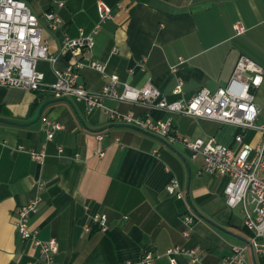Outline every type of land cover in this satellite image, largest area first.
I'll return each instance as SVG.
<instances>
[{"label":"crops","instance_id":"0c3cea01","mask_svg":"<svg viewBox=\"0 0 264 264\" xmlns=\"http://www.w3.org/2000/svg\"><path fill=\"white\" fill-rule=\"evenodd\" d=\"M21 1L38 16L42 40L58 57L55 63H37L48 85L57 81V71L73 64L69 54H62L65 33L93 36L92 48L80 56L85 63L80 83L92 94L115 78L119 92L122 84L142 88L152 82L167 101H187L203 88H225L242 56L264 69V0ZM99 2L112 8V19L101 22ZM48 12L62 18L63 31L49 29ZM236 23L246 28L244 34L236 35ZM90 62L104 65L105 74ZM256 96L261 120L264 82ZM103 103L137 117L171 119L189 140L214 137L236 146L233 126L142 102L106 98ZM54 124L62 128L49 140ZM226 127L233 129L229 139L222 135ZM31 152H44V162ZM192 155L181 144L171 146L164 138L113 123L102 108L89 112L84 101L0 86V264H48L15 225L22 206L36 198L40 202L30 226L43 241L57 239L54 264L136 263L147 253L155 256L154 264H171L167 250L182 246L197 250L199 262L180 256L178 264H222L234 247L249 244L252 233L241 208L226 202L229 178L205 172L203 158ZM173 179L182 198L167 190ZM38 183L45 184L40 193ZM97 214L107 216L106 232L93 224ZM185 217L194 219L191 227ZM247 264H264V257L248 248Z\"/></svg>","mask_w":264,"mask_h":264},{"label":"built area","instance_id":"2783aa9c","mask_svg":"<svg viewBox=\"0 0 264 264\" xmlns=\"http://www.w3.org/2000/svg\"><path fill=\"white\" fill-rule=\"evenodd\" d=\"M58 5L64 7L65 1L59 2ZM98 13L101 22L113 17L112 8L103 2L98 3ZM45 19L51 31L64 30L63 20L58 14L48 12ZM234 31L236 35H242L246 28L241 23H236ZM93 44L92 35L71 37L65 33L62 54H69L73 64L65 71H57V81L48 85L37 63L39 60L55 63L58 57L51 55L48 43L42 40V27L38 16L24 1L0 0V86L23 88L31 92H48L55 99L74 98L84 101L89 112L102 108L113 123L164 138L171 146L181 144L192 151L193 159L201 156L205 172L229 178L225 188L226 202L232 209L241 208L244 226L252 233L249 244L234 247L231 256L225 258L222 264H247L248 248L264 257V123H259L261 108L256 96L264 82V69L242 56L225 88L215 92L203 88L187 101H167L152 82L142 88L122 84L123 92H119L120 83L115 78H111L100 93L92 94L80 83V73L85 67L80 56L88 52ZM179 63L183 64L184 60L179 58ZM89 66L105 74L104 65L90 62ZM174 70L176 68H173ZM181 87V84L177 86L175 92L181 93ZM106 98L131 103L142 102L168 113L233 126L237 129L234 136L236 146L219 143L214 137L189 140L178 134L171 119L153 120L149 116L137 117L132 113H121L105 107L103 101ZM46 125L51 124L46 121ZM61 128L60 125H52L51 130L47 132L48 139H53L54 132ZM249 133H254L255 136L247 140ZM98 138L102 140V136ZM31 156L35 161L43 163L46 154L31 152ZM37 189L39 193L42 192L45 184L38 183ZM167 190L178 198L183 197L176 179L169 183ZM39 202L40 198H36L22 206L15 225L22 239L37 248L46 263L54 264V256L59 250L57 239L43 241L30 226V218L37 212ZM107 220L105 214H97L92 222L100 231L106 232ZM184 221L189 227L194 224L192 217H185ZM91 231V226L85 227L86 233ZM185 235L188 236V232ZM165 255L171 264H178L177 259L180 256H187L190 263L199 262L197 250L185 246L171 248ZM155 259L152 253H147L138 262L129 261L126 264H154Z\"/></svg>","mask_w":264,"mask_h":264},{"label":"rangeland","instance_id":"374dc122","mask_svg":"<svg viewBox=\"0 0 264 264\" xmlns=\"http://www.w3.org/2000/svg\"><path fill=\"white\" fill-rule=\"evenodd\" d=\"M262 102V106H264V101H261ZM260 124L264 123V117L261 118ZM232 134H233V129L231 127H226L222 133V135L226 136L228 139L232 137ZM255 136L254 133H249L248 136H247V140L248 139H251Z\"/></svg>","mask_w":264,"mask_h":264}]
</instances>
